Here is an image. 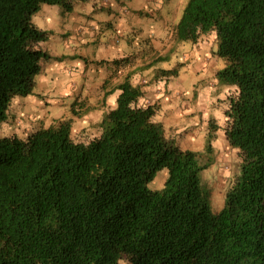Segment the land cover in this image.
<instances>
[{
    "label": "trees",
    "instance_id": "trees-1",
    "mask_svg": "<svg viewBox=\"0 0 264 264\" xmlns=\"http://www.w3.org/2000/svg\"><path fill=\"white\" fill-rule=\"evenodd\" d=\"M79 1L0 0V125L52 59L42 47L51 32L34 14ZM172 32L193 43L213 33L225 62L216 77L234 89L223 130L239 170L223 208H209L202 153L166 137L156 106L139 104L143 91L125 76L94 135L76 139L62 119L0 136V264H264V0H187ZM163 168V186L149 189Z\"/></svg>",
    "mask_w": 264,
    "mask_h": 264
},
{
    "label": "crops",
    "instance_id": "crops-1",
    "mask_svg": "<svg viewBox=\"0 0 264 264\" xmlns=\"http://www.w3.org/2000/svg\"><path fill=\"white\" fill-rule=\"evenodd\" d=\"M145 1L85 0L76 3L69 12L54 7L53 21L60 27L56 32L48 29L51 37L42 43L52 59L36 75L33 85L36 90L32 88L30 94L13 97L14 103L21 102V112L29 115L35 107H46L44 112L60 120L67 117V112L61 115L62 108L78 106L84 111L79 127L93 125L104 111L115 106L119 91L113 87L128 76L143 91L139 104L156 106L153 118L162 124L166 137L205 139L212 124L214 137L225 138L224 105L222 109L218 101L233 87L220 84L216 77L225 62L215 54L214 34L201 35L194 43L177 41L172 32L179 20V12H175L172 27L164 26L163 32L152 36L155 29L141 28L140 16H136ZM158 5L155 3L156 8ZM168 12L162 14L158 8L150 17H162L165 24ZM45 19L50 20L47 16ZM143 50L146 52L142 53ZM143 56L148 58L144 64ZM124 57L129 60L119 67L112 62ZM172 68L177 70L173 76L158 72ZM2 126L5 128L6 124ZM21 129L26 135L33 131L29 126Z\"/></svg>",
    "mask_w": 264,
    "mask_h": 264
},
{
    "label": "rangeland",
    "instance_id": "rangeland-1",
    "mask_svg": "<svg viewBox=\"0 0 264 264\" xmlns=\"http://www.w3.org/2000/svg\"><path fill=\"white\" fill-rule=\"evenodd\" d=\"M154 1V2H153ZM187 0H146L145 3L142 6V10L137 12L136 16H140L138 18V23L140 24L141 28L144 30L148 28H154L156 31L155 35L157 36L158 33L163 32L164 26L172 27L173 21V13L179 12L177 20L181 16L182 9L185 5ZM155 3H158V8L164 14L166 11L169 10L167 16H169L165 24H163V18L162 17H150V14L153 12H156L158 8L155 7ZM54 7H58L57 5H47L44 4L40 8L39 11H37L33 16V22L36 24V26L43 30L50 29L52 32L57 31V28L60 27L59 23H56L53 18L55 16L56 11L54 10ZM171 10V11H170ZM46 14V15H45ZM45 16L50 18V20L47 22L45 19ZM148 21V23H146ZM176 22V21H175ZM176 24V23H175ZM210 34H206V37H209ZM142 38L144 37V34L140 33ZM51 36L49 35V38ZM146 51L143 50L142 53H145ZM148 56L149 54L146 53ZM155 54H153L152 57H154ZM143 61H141L143 64L148 60V58L142 57ZM47 63V62H46ZM46 63L43 64V68L45 67ZM36 77V76H35ZM144 80H147V77H144ZM145 82L142 81L140 84L143 85ZM94 88V87H93ZM93 88L90 90L91 94H94ZM37 86L33 87V90H36ZM234 89L229 90V93H231ZM89 91V92H90ZM228 93V94H229ZM22 96H19V98ZM221 99L219 104L221 103V107L223 109V105L225 106V99ZM26 99V98H25ZM24 99V100H25ZM46 99V98H44ZM13 100V99H12ZM43 103V102H42ZM61 107V106H60ZM80 107H73V109H70V106L67 107L65 110L62 108L61 115L67 112V117L65 116L64 119H71L72 120V126L73 131L76 139H82L86 138L84 136H91L97 133L96 127L97 122H94L93 125H87L84 128L79 127V122L81 116L83 115L84 111L79 110ZM76 109V110H75ZM22 106L21 102L14 103L11 101L7 111H6V119L4 122L1 123V125L6 124V127H1L0 125V136L5 135H12L15 134L20 137H25V133L22 132L21 128L24 127H30L33 129V131L37 128H41L44 126H49L58 121V119H53V116L44 112L46 110V107H43L42 109H37L35 107L34 109L29 111V115H27L24 111L21 112ZM69 115H72L71 117ZM62 120V119H60ZM223 128L225 126V120L223 122ZM21 127V128H20ZM211 129L214 128V125L211 124ZM224 132V131H223ZM29 133V132H28ZM225 135V134H224ZM178 144L183 148H193V150H198L202 153L201 156V162L202 163H209V165L200 170L199 172V178L201 181V185L207 190V201L209 204V208L212 212H218L220 211L225 202V193L226 190L230 187V185L233 182V179L235 175L238 173L239 166V151L237 148L230 146L225 138L221 137H214L211 141L212 151L206 152L204 147L206 143V137L205 139L201 137H193L192 139L187 137H174ZM214 143V145H213ZM167 177V170L166 169H160L158 170L154 177L147 183V187L149 189H160L164 181ZM123 264V262H121Z\"/></svg>",
    "mask_w": 264,
    "mask_h": 264
}]
</instances>
